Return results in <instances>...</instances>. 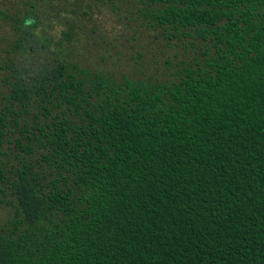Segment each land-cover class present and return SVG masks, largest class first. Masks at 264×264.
<instances>
[{"label":"trees","instance_id":"16d2710c","mask_svg":"<svg viewBox=\"0 0 264 264\" xmlns=\"http://www.w3.org/2000/svg\"><path fill=\"white\" fill-rule=\"evenodd\" d=\"M115 1L179 44L166 78L82 69L34 4L3 15L0 264H264V0Z\"/></svg>","mask_w":264,"mask_h":264},{"label":"rangeland","instance_id":"374dc122","mask_svg":"<svg viewBox=\"0 0 264 264\" xmlns=\"http://www.w3.org/2000/svg\"><path fill=\"white\" fill-rule=\"evenodd\" d=\"M36 6V32L49 49L70 64L129 79H163L184 58L179 44L166 41L139 17L141 6L115 0H0V60L15 39L12 20L28 4ZM10 215L0 204V223Z\"/></svg>","mask_w":264,"mask_h":264}]
</instances>
